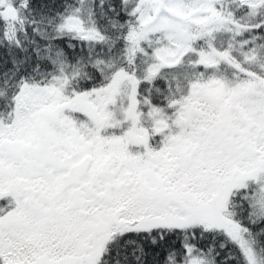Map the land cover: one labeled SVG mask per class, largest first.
Masks as SVG:
<instances>
[{
  "label": "snow or ice",
  "instance_id": "snow-or-ice-1",
  "mask_svg": "<svg viewBox=\"0 0 264 264\" xmlns=\"http://www.w3.org/2000/svg\"><path fill=\"white\" fill-rule=\"evenodd\" d=\"M0 264H264V0H0Z\"/></svg>",
  "mask_w": 264,
  "mask_h": 264
}]
</instances>
